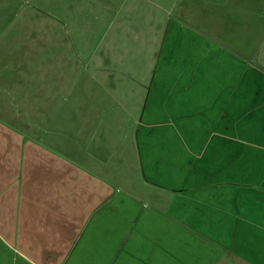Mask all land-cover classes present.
<instances>
[{
  "label": "crops",
  "instance_id": "1",
  "mask_svg": "<svg viewBox=\"0 0 264 264\" xmlns=\"http://www.w3.org/2000/svg\"><path fill=\"white\" fill-rule=\"evenodd\" d=\"M75 12L0 0V264H264V52L172 16L152 58L126 63L150 19L124 0L92 48L79 36L85 78L56 43ZM32 111L62 123L39 142Z\"/></svg>",
  "mask_w": 264,
  "mask_h": 264
},
{
  "label": "rangeland",
  "instance_id": "2",
  "mask_svg": "<svg viewBox=\"0 0 264 264\" xmlns=\"http://www.w3.org/2000/svg\"><path fill=\"white\" fill-rule=\"evenodd\" d=\"M66 7V11L75 12L77 19L73 24L64 22L62 25L65 31V36L67 39L56 41V43H61L60 47H64L66 54H75L82 60L87 71L83 72L85 78L88 72L92 70L93 63L91 58L93 55L89 56L88 59L84 55H79L82 52L83 44L82 40L79 39L81 35L82 38H86L85 41L88 47H93L94 41H91L87 32H91V28H95L93 35H101L105 30V24L109 22L110 19L120 16V5L124 0H77V5L75 11L71 9V0H57ZM128 3L129 11L136 8L137 12L136 19H139L138 25L141 26L142 21L146 18V23L150 19L149 26L145 27L147 31L145 38H141L139 31L128 30V39L125 43L127 44V50L122 53L125 54L126 63L140 64L152 58L154 49H156L158 44V39L154 37L153 27L157 29L158 26L172 16L180 17L184 23L190 24L189 26L194 28L203 27L204 32L209 35H213L220 40L227 42L233 48L244 51L246 53L252 54L264 52V0H126ZM148 15L151 17H148ZM102 21L104 23L95 24V19ZM103 19H105L103 21ZM142 19V20H141ZM139 26V30H140ZM70 31L68 34L66 31ZM63 36V34H60ZM47 44L52 45L54 41L48 40ZM59 47V46H57ZM76 49L79 54L76 53ZM50 51L52 49H49ZM95 52V50L93 51ZM116 58L120 59L121 56L116 51ZM49 60L51 57H48ZM57 58V57H56ZM67 58V57H66ZM40 57L35 54L34 57L21 56V60L28 62L32 60L30 65L25 67L17 66V72L15 71V76L18 84L24 83L22 73L24 68L32 69L35 68L39 62ZM12 73V71H11ZM1 81V79H0ZM22 105H18L20 108ZM58 116L63 117V112L69 111V106L65 104L61 109V105H57ZM43 112V108L41 111ZM114 111V113H120ZM112 113L111 119L116 121L115 115ZM56 115V118H57ZM33 120H28L29 123L33 125H42L43 131L37 132L38 141H44L47 137L46 134L55 133L58 123H62V120L54 119L49 126H46L44 121L41 119L40 115L35 111H32L30 115ZM66 121V120H65ZM64 121V122H65ZM112 121V122H113ZM114 124V122H113ZM71 127V125H70ZM53 139V138H52ZM48 146L54 145L52 141L46 142ZM45 143V144H46ZM57 146V145H56ZM50 149V147H48ZM56 150V149H55ZM57 151V150H56ZM59 153V151H58ZM71 153V152H68ZM83 191L89 190V184L82 187ZM83 201H78L79 203ZM88 231V230H87ZM87 236V232L84 233L83 238ZM87 241L86 239H84Z\"/></svg>",
  "mask_w": 264,
  "mask_h": 264
}]
</instances>
